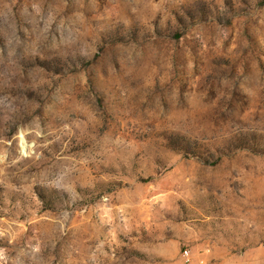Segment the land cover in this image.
Segmentation results:
<instances>
[{"label": "rangeland", "instance_id": "rangeland-1", "mask_svg": "<svg viewBox=\"0 0 264 264\" xmlns=\"http://www.w3.org/2000/svg\"><path fill=\"white\" fill-rule=\"evenodd\" d=\"M0 264H264V0H0Z\"/></svg>", "mask_w": 264, "mask_h": 264}, {"label": "built area", "instance_id": "built-area-1", "mask_svg": "<svg viewBox=\"0 0 264 264\" xmlns=\"http://www.w3.org/2000/svg\"><path fill=\"white\" fill-rule=\"evenodd\" d=\"M182 257L185 259V261L188 260V251L186 249H183V251H182Z\"/></svg>", "mask_w": 264, "mask_h": 264}]
</instances>
